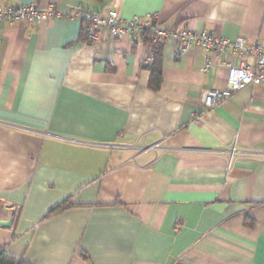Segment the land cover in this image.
Masks as SVG:
<instances>
[{"label":"crops","instance_id":"1","mask_svg":"<svg viewBox=\"0 0 264 264\" xmlns=\"http://www.w3.org/2000/svg\"><path fill=\"white\" fill-rule=\"evenodd\" d=\"M7 1L158 15L160 29L264 43V0ZM1 35L7 254L31 264H264V83L203 104L206 91L227 88L237 53L211 55L204 70L203 50L181 53L171 37L154 91L145 65L155 53L128 37L88 40L67 18L4 22ZM64 201L71 207L46 218Z\"/></svg>","mask_w":264,"mask_h":264},{"label":"built area","instance_id":"2","mask_svg":"<svg viewBox=\"0 0 264 264\" xmlns=\"http://www.w3.org/2000/svg\"><path fill=\"white\" fill-rule=\"evenodd\" d=\"M67 18L79 20L82 31L88 40L97 38L101 31H108L114 38L128 37L134 43H144L152 52L153 47L173 37L180 41L179 52L186 53L198 47L203 50L204 70L211 67L213 60L222 61L224 53H237L238 64L228 63V86L225 89H210L203 96L206 109H211L234 93L251 86L264 83V43L247 42L244 38L232 41L228 37H216L208 32H196L188 28L160 29L157 27L158 15L149 17L134 16L124 19L117 9H110L106 14L92 11L82 6L64 11L53 5L40 7L35 3L22 4L19 1L10 3L0 1V40L4 22H19L35 25L46 19ZM212 55L213 60L210 59ZM253 57V64L246 61ZM153 59V54L150 60Z\"/></svg>","mask_w":264,"mask_h":264},{"label":"trees","instance_id":"3","mask_svg":"<svg viewBox=\"0 0 264 264\" xmlns=\"http://www.w3.org/2000/svg\"><path fill=\"white\" fill-rule=\"evenodd\" d=\"M161 45L153 47L155 53L152 63L145 65L150 70L149 86L152 90L158 91L162 85V65H161ZM160 48V49H159ZM71 207L69 201H64L48 212L46 218L55 215L62 210ZM0 264H31L25 258H16L4 251V248L0 247Z\"/></svg>","mask_w":264,"mask_h":264},{"label":"water","instance_id":"4","mask_svg":"<svg viewBox=\"0 0 264 264\" xmlns=\"http://www.w3.org/2000/svg\"><path fill=\"white\" fill-rule=\"evenodd\" d=\"M11 221H0V225L9 226Z\"/></svg>","mask_w":264,"mask_h":264}]
</instances>
